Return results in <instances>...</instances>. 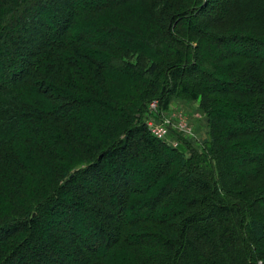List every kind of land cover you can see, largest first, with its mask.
Returning a JSON list of instances; mask_svg holds the SVG:
<instances>
[{
    "label": "trees",
    "instance_id": "trees-1",
    "mask_svg": "<svg viewBox=\"0 0 264 264\" xmlns=\"http://www.w3.org/2000/svg\"><path fill=\"white\" fill-rule=\"evenodd\" d=\"M0 79V264H264V0H0Z\"/></svg>",
    "mask_w": 264,
    "mask_h": 264
},
{
    "label": "rangeland",
    "instance_id": "rangeland-1",
    "mask_svg": "<svg viewBox=\"0 0 264 264\" xmlns=\"http://www.w3.org/2000/svg\"><path fill=\"white\" fill-rule=\"evenodd\" d=\"M78 1H80V0H76V2H78ZM204 49L206 50L207 47H204ZM4 70H6V69L3 68V71ZM5 76H6V74H4V75L2 74L1 78L3 80H5L6 79ZM0 81H1V79H0ZM159 104H160V102H159ZM150 105H151V102L149 104L148 111L150 109ZM165 112H174V113H177V115L182 113L183 118H186L187 120L189 119L190 122L193 124L195 130L197 131L195 138H198L199 136H201L200 140L199 139L198 140H190V142L184 140V138H180L181 139L180 147H184L186 145L188 146V143H189V145L192 146L193 148H196V149H199V150L202 151L203 146H204V141H205V139L208 136L207 135L208 134V123H207L206 116L200 110L197 102H195V101H189V100H187V99H185L183 97H180L178 95H174L171 98L169 108L167 110L165 109ZM157 115L160 116V114H157ZM157 115H152V116L155 119H157L156 118ZM173 137H176V136L173 135ZM173 137L170 138L167 142L171 144L172 140H177L178 141V139H174ZM201 145H202V148H201ZM133 163H134V165L130 166L131 164H128V166L130 168L129 169V173L133 177L134 180H136V181L139 180V181L143 182L144 180H146V178L150 177L149 174L146 172L145 169H144L143 172H140L139 169L137 168V166H141L143 168H146V166H147V160L141 159L138 162H133ZM111 182H110V180H108V182H107V188L110 187ZM77 211L79 212L78 215L83 214L81 212V210L77 209ZM80 212H81V214H80ZM79 234L82 237H85V233H83L82 231H80ZM55 247L57 248L59 246L57 245ZM64 258H66L65 255H64Z\"/></svg>",
    "mask_w": 264,
    "mask_h": 264
},
{
    "label": "built area",
    "instance_id": "built-area-1",
    "mask_svg": "<svg viewBox=\"0 0 264 264\" xmlns=\"http://www.w3.org/2000/svg\"><path fill=\"white\" fill-rule=\"evenodd\" d=\"M149 112L147 124L157 138L168 141L172 133H178L186 138L195 139L197 131L189 119L183 118L182 113L177 115L174 112H160L158 99L151 101ZM152 115H157V119ZM171 144L178 146V141L172 140Z\"/></svg>",
    "mask_w": 264,
    "mask_h": 264
}]
</instances>
